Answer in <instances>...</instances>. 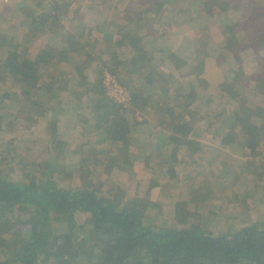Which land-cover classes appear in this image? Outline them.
<instances>
[{
  "label": "trees",
  "instance_id": "trees-1",
  "mask_svg": "<svg viewBox=\"0 0 264 264\" xmlns=\"http://www.w3.org/2000/svg\"><path fill=\"white\" fill-rule=\"evenodd\" d=\"M23 1L26 5L11 14L14 24L6 26L11 42L0 54V264H264V226L252 223L230 234H212L195 224L157 225L148 220L150 209L160 207L150 188L128 198L122 181L109 178L114 169L126 175L135 172L137 153L122 148V143L139 146L141 139L154 144L143 161L155 177H175L177 166L188 159L209 163L195 128L197 121L206 124L209 115L222 119L224 111H212L215 102L236 114L232 121L219 124L216 137L229 132L224 136L227 142L234 130L247 134L248 142L238 141L256 153L264 117L254 97L264 87V53L255 50L254 64L248 61L245 66L247 58L240 51L243 42H249L242 24L244 7L238 16L228 0H186L187 7L181 0H87L84 13L70 0ZM100 9H112V17L105 22L95 19L93 24L85 21V15L94 16ZM198 16L219 21L193 39L197 61L191 70L197 88L193 84L185 91L184 83L177 85L186 82L184 70L179 68L177 75L166 63L170 59L177 63L186 54L176 50L177 35L182 36L185 21ZM98 24L101 30L93 36ZM55 39L62 42L60 47L54 45ZM260 44L264 45L262 37ZM75 55L81 61L76 62ZM210 57L223 67L211 82L203 76ZM228 59L235 62L228 65ZM74 64L93 71L95 77L91 80L87 73L81 79ZM250 64L257 67L253 73ZM106 72L129 91L130 106L108 96ZM198 86L207 89L199 92ZM223 86L227 95L219 92ZM64 92L89 101L90 117L75 111V121L68 122L65 107L55 99ZM142 108L151 111L154 123L137 120L136 112ZM129 111L135 113L131 118L138 128L131 125ZM39 116L47 118V139L59 161L67 150L93 153L90 141L85 148V141L60 137L77 127V132L85 133L92 124L97 142H107L108 147L96 148L99 156H91L82 169L79 165L63 170L49 160L37 167L27 159L28 151L15 153L12 148L33 142L26 135H32ZM17 120L25 136L9 135ZM153 124L155 138L152 131L145 132ZM223 163L229 168L226 160ZM74 174L79 179L76 186L69 181ZM170 212L182 223L192 213L187 207Z\"/></svg>",
  "mask_w": 264,
  "mask_h": 264
},
{
  "label": "rangeland",
  "instance_id": "rangeland-1",
  "mask_svg": "<svg viewBox=\"0 0 264 264\" xmlns=\"http://www.w3.org/2000/svg\"><path fill=\"white\" fill-rule=\"evenodd\" d=\"M228 1L230 6L232 3L235 4V13L238 16L242 13V7H244L242 24L245 28V31L248 33L249 42H243V47L240 51H243L247 58V62L245 61V66L248 65V61L249 63L254 64L253 59L256 58L255 50L256 52L263 51L261 53H264V45L260 44L261 37L264 39V0ZM181 2L183 6L187 7L186 0H181ZM25 3L26 2L23 0H0V54L6 51L9 43L11 42V38L7 36V34L10 35V32L8 29H6V26L14 24L13 19H11V14L14 13V10L17 7L26 5ZM70 4H72V6L79 7L78 9L84 13L87 12V0H70ZM114 4L112 3L111 5ZM179 4L180 3H178V5ZM70 14L71 15H69V17L72 18L74 16L73 12ZM112 14V9H100L96 12V15L94 14V16L90 14L85 15V21L91 24L94 23L95 19L105 22L112 17ZM218 21V17L205 18L204 16H198L192 21H185V23L182 25V36L181 34L177 35L178 41H176V44L178 46L176 50L180 51L181 53H188L189 55L188 57L185 56L182 59L180 58L177 63H170V59L166 63L168 64V67L171 68L176 74L179 68L182 70L190 69L189 67L193 66V63L197 61V44L193 39H196V37L199 36V32H209L213 25H218ZM99 25L100 24H98L96 29L93 30V36L99 33L101 30ZM261 31L263 32V35L261 34ZM53 43L57 47H60L62 44L60 40L56 39L53 41ZM245 47L248 49L244 50ZM163 53L167 54V51H164ZM74 58L76 62H79L82 59L79 55H75ZM231 61L235 62L234 59H228L226 60V63L231 65ZM216 62L213 58L209 59L205 70V75H207L213 81L218 78V73L215 74L216 68L220 69ZM91 65L92 64H90V66ZM74 66L76 69H74ZM72 69H74V72L76 73L79 72L81 79L84 78V75L87 73H90L92 76L91 80L95 77L93 76V71L78 67L75 64L73 65ZM256 69L257 67L253 68L251 64L248 68V70L252 73L256 71ZM56 72L57 71H55V73ZM43 73L46 75V77H50V73L47 71V69H44ZM70 74H73V72L70 71ZM105 74L106 76L104 81L107 87L108 96L110 98L116 99L117 102L121 101L123 104L130 106L131 96L129 91L123 85H121L119 81L114 78V76L110 75L108 72ZM177 75H179V73ZM185 76L186 82L184 80L183 82L184 85H187L186 88L188 90L190 83L193 82L192 78H195V75L188 73ZM138 81L140 82L141 79ZM183 82L179 81L177 85H181ZM194 82H197V80L195 79ZM220 89L222 91L219 92H223L224 95L229 93V91H225V86L221 87ZM260 89L261 90H258V92L261 95L264 92V87ZM214 94L218 95V91L214 92ZM55 99L59 101L58 103L61 102L65 107L63 110L68 113H64L68 122L75 121V111H79L83 115L90 117V108L88 106L89 101L86 99H81L78 96L75 97L72 95V93L69 94V92H64ZM169 100L168 102H170ZM214 104L217 105L215 107L213 106L212 109H222L224 111L222 119L218 117L212 118L209 115L206 124L197 121L195 128L197 138L202 145L204 158H208L209 163L206 161H200L198 164H193L191 159H188V163L181 162V164L177 166L175 177L170 178L167 174H162L158 177H155L148 168H145L143 161L145 155L149 154L153 150L154 144L145 139L139 140V146H136L132 142L122 143V148H127L137 153L138 160L136 161L137 164L135 172L130 175H126L119 170L114 169L111 171L109 178L115 179L114 181H122L124 188L128 192V198H132L137 195L141 196L145 189L150 188L151 198L155 201H158L160 203V207L156 209H150L148 212V220L155 221L157 225H166L168 222L169 224H177L178 226L185 228L189 227L191 224H195L200 227H204L207 232L212 234H230L242 228L243 226H247L248 224L252 223H256L259 226H264V157L261 158L264 156V134L260 140V146L258 147V152L261 154L252 152L250 149L240 144L238 139L248 142L249 136L247 134H238L236 130L231 133V138L227 141L228 143L224 142L223 136H227L229 132L224 133L221 137L215 138V130L219 128V124L231 121L232 118L236 117V114L231 115V108L222 106V104H218L217 102ZM263 105L264 100L261 101L262 108H264ZM258 107L260 108V106ZM6 110L7 109L4 108V111ZM197 111L198 107L195 105L194 113L196 114ZM258 111L260 116L264 117V110L259 109ZM213 112L217 113L216 111ZM136 113L137 120L139 121H142V119H148L152 123L155 122L154 115H152L148 108L139 109ZM134 114H132V111L126 113L129 119ZM37 120L36 126L34 125L32 128L31 136L26 135L27 132L23 133L22 130L19 129V123L17 122L20 120L15 122V124L18 125L15 126L16 128L14 131L9 130V135L21 136L23 134V136L26 135L29 137L28 139H33V142L30 141V143L27 144L24 142H21L20 144L17 143L16 145H13L12 149L15 151V153H18L20 150L24 149L28 151L27 159L35 161L37 167L41 168L45 164L46 160H49L63 170L74 168L79 165L82 169L83 167H88L87 165L90 164L91 156H99L97 151H95L96 148L100 150L102 148L104 149L108 147L107 142H97L98 136L96 133L98 132H95L96 129L92 128V124H88L89 127L86 128L85 133H83V131L77 132L79 127H77L75 131L72 128L73 132L71 131L70 135L65 136L61 134L60 137L77 143L80 141H85L87 142L85 148L89 146L90 141L91 145L95 148L93 147V153L87 151L83 154L73 153L71 150H67L66 154L63 156V159L59 161L54 155L50 141L47 139L45 129L47 118L44 116H39L37 117ZM133 121L134 119L131 118V125L134 124ZM144 125L147 126V124ZM134 127L138 128L137 125ZM142 127L145 126L142 125ZM66 131L68 132V129L65 128L64 132ZM149 131H152V136L155 138L157 127L153 124L149 126L145 132ZM1 135L2 133L0 132V137L3 136ZM5 136L8 137V133ZM5 145L7 147L9 146L7 143H5ZM26 145H29L28 149L25 147ZM160 148L161 150L167 151V147L164 145H161ZM181 151L183 152L184 150ZM169 157L170 154H166L165 158ZM223 160H226L229 168L224 165ZM259 162H261V164ZM100 177L102 180H104L107 176L106 174L102 173ZM78 180L79 179L74 174L73 178L69 181H71L72 184L76 186L78 185ZM183 207H187L192 212L190 215H188L187 223H182L176 220V215L174 213L171 214L170 212L171 210L178 212Z\"/></svg>",
  "mask_w": 264,
  "mask_h": 264
},
{
  "label": "crops",
  "instance_id": "crops-1",
  "mask_svg": "<svg viewBox=\"0 0 264 264\" xmlns=\"http://www.w3.org/2000/svg\"><path fill=\"white\" fill-rule=\"evenodd\" d=\"M188 55H189V54L187 53V54H185L183 57H185V56L188 57ZM183 57H181V58H183ZM211 58H213V59L215 60V62H216V61H219V59L217 60V58H215V57H210L209 59H211ZM209 59L207 60V62L209 61ZM207 62H206V65H207ZM180 63H181V62H180ZM216 64L220 67V69H219V68H216V73H215V74L218 73V76H219V75L222 73V68H223V67H222V65H220V61H219V62H216ZM189 68H190V69H186V68H185V69H186V70H184L185 74L191 73V75H193V74H192L191 67H189ZM190 70H191V71H190ZM205 70H206V68H205ZM205 74H206V72L204 71V72H203V76L206 77L207 81L210 82L212 79H210V78H209L207 75H205ZM204 77H203L202 81L207 82L206 79H205ZM185 78H186V77H185ZM195 79H196V76H195V78H192V81H193V82L190 83V85H189V89H190V86L193 85V84H196V88H197V82H194ZM196 80H197V79H196ZM183 83H184V82H183ZM183 85H184V84H183ZM186 86H187V85L184 86V87H185V91H187ZM262 87H263V86H262ZM262 87H261V88H262ZM196 88H195V89H196ZM189 89H188V90H189ZM205 89H207V87H204V88H203V87H199V86H198V90H199V92H202V91L205 90ZM208 89H209V88H208ZM259 90H261V89H259ZM258 93H259V92L257 91L256 94H255L256 97H254V98L257 99V103H258V106H260V110H264V108L261 107V101L264 100V92H263L261 95H260V93H259V94H258ZM198 100H199V99H198ZM199 103H200L201 106H202V104H203V105H206V104H207L206 101H202V102L199 101ZM218 104H221V103H218ZM216 105H217V104H214V107H215ZM222 106H223V105H222ZM263 106H264V105H263ZM212 111H216V112H218L219 110H218V109H217V110L212 109ZM220 111L223 113V110H222V109H221ZM230 112H231V111H230ZM231 115H233V113H231ZM263 115H264V114H263ZM235 116H236V115H235ZM233 119H234V118H232V120H233ZM232 120H231V121H232ZM227 122H230V121H227ZM262 129H263V130H262L261 138H262V136H263V134H264V127H263ZM217 130H218V129L215 130V138H217V137H216V131H217ZM221 136H223V135H221ZM221 136H219V137H221ZM223 137H224V136H223ZM225 143H226V142H225ZM227 143H228V142H227ZM259 146H260V144H259ZM259 146H258V147H259ZM258 147H257V149H256V152H257V154H261L260 152H258ZM262 154H263V153H262ZM263 157H264V156H262L261 158H263ZM259 163L261 164V162H259ZM263 164H264V162H263Z\"/></svg>",
  "mask_w": 264,
  "mask_h": 264
},
{
  "label": "built area",
  "instance_id": "built-area-1",
  "mask_svg": "<svg viewBox=\"0 0 264 264\" xmlns=\"http://www.w3.org/2000/svg\"><path fill=\"white\" fill-rule=\"evenodd\" d=\"M121 102V101H120Z\"/></svg>",
  "mask_w": 264,
  "mask_h": 264
}]
</instances>
